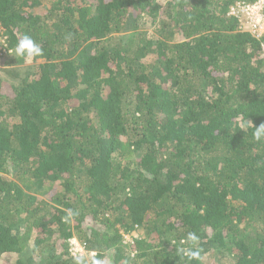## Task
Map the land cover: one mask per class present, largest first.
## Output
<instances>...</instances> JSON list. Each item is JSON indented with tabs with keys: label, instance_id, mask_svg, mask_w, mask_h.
Here are the masks:
<instances>
[{
	"label": "trees",
	"instance_id": "1",
	"mask_svg": "<svg viewBox=\"0 0 264 264\" xmlns=\"http://www.w3.org/2000/svg\"><path fill=\"white\" fill-rule=\"evenodd\" d=\"M236 1L0 0V264H264V33Z\"/></svg>",
	"mask_w": 264,
	"mask_h": 264
},
{
	"label": "built area",
	"instance_id": "2",
	"mask_svg": "<svg viewBox=\"0 0 264 264\" xmlns=\"http://www.w3.org/2000/svg\"><path fill=\"white\" fill-rule=\"evenodd\" d=\"M228 15L233 16L239 22V27L258 37L264 33V0L253 2L236 1L229 6ZM3 42L0 32V44ZM125 241H130L129 235H123ZM69 249L73 255H84L85 246L76 238L70 240ZM94 253L92 252L91 255Z\"/></svg>",
	"mask_w": 264,
	"mask_h": 264
},
{
	"label": "clouds",
	"instance_id": "3",
	"mask_svg": "<svg viewBox=\"0 0 264 264\" xmlns=\"http://www.w3.org/2000/svg\"><path fill=\"white\" fill-rule=\"evenodd\" d=\"M10 53H14L15 57H23L26 60H31L35 56H40L42 49L29 35H23L22 38L18 39L15 48L10 50ZM255 129L253 136L256 140H260L264 136V123L255 127ZM73 215V211L68 210V217ZM185 239L190 246L179 250L182 256L187 257L188 261L202 260L201 252L203 250L197 246L199 237L194 232H189ZM95 264H101V262L96 261Z\"/></svg>",
	"mask_w": 264,
	"mask_h": 264
},
{
	"label": "rangeland",
	"instance_id": "4",
	"mask_svg": "<svg viewBox=\"0 0 264 264\" xmlns=\"http://www.w3.org/2000/svg\"><path fill=\"white\" fill-rule=\"evenodd\" d=\"M39 61H41V60H37V61H35V62H33V61H31V60H28L27 62H26V64L24 65V67L25 66H27V65H35L37 62H39ZM1 79H3V80H7V82L8 81H10L9 79H7L6 77H5V75H4V73L1 71V69H0V80ZM5 80V81H6ZM141 231H139V232H137V233H135L136 235H139V233H140ZM140 234H142V232L140 233Z\"/></svg>",
	"mask_w": 264,
	"mask_h": 264
}]
</instances>
